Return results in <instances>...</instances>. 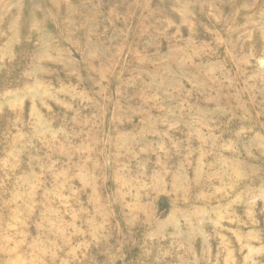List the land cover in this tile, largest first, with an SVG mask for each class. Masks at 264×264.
<instances>
[{"label":"rangeland","instance_id":"1","mask_svg":"<svg viewBox=\"0 0 264 264\" xmlns=\"http://www.w3.org/2000/svg\"><path fill=\"white\" fill-rule=\"evenodd\" d=\"M0 264H264V0H0Z\"/></svg>","mask_w":264,"mask_h":264},{"label":"bare ground","instance_id":"2","mask_svg":"<svg viewBox=\"0 0 264 264\" xmlns=\"http://www.w3.org/2000/svg\"><path fill=\"white\" fill-rule=\"evenodd\" d=\"M112 4V3H111ZM125 7V6H124ZM126 8V7H125ZM122 10V9H121ZM135 13V12H134ZM124 14V13H123ZM93 22V21H92ZM118 23H120V22H118ZM119 25V24H118ZM121 25V24H120ZM123 25V24H122ZM133 25V24H132ZM134 25H135V23H134ZM84 29H85V27H84ZM95 29V28H94ZM100 30V29H99ZM103 30V29H102ZM130 30V29H129ZM91 35V34H90ZM113 35V34H112ZM98 36V35H97ZM105 36V35H104ZM205 37V36H204ZM204 37L203 38H201V39H204ZM207 40V39H206ZM206 40H204L205 42H206ZM98 41V40H97ZM115 42V41H114ZM209 42V41H208ZM113 43V42H112ZM130 43V42H129ZM210 43V42H209ZM205 44V43H204ZM103 45V44H102ZM129 45V44H128ZM203 45V44H202ZM209 45V44H208ZM205 46V45H204ZM126 48H127V46H125ZM203 47V46H202ZM201 48V47H200ZM120 50V49H119ZM128 52V51H127ZM111 54V53H110ZM124 54V53H123ZM126 54V53H125ZM107 56H109V54L107 55ZM111 56V55H110ZM123 56V55H122ZM128 56V55H127ZM124 57V56H123ZM110 59V58H109ZM111 60V59H110ZM135 61V60H134ZM126 65V64H125Z\"/></svg>","mask_w":264,"mask_h":264}]
</instances>
